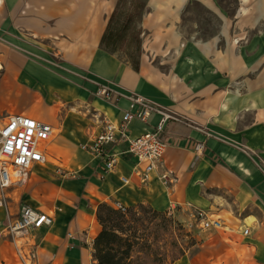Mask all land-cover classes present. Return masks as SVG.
<instances>
[{"label": "crops", "instance_id": "obj_1", "mask_svg": "<svg viewBox=\"0 0 264 264\" xmlns=\"http://www.w3.org/2000/svg\"><path fill=\"white\" fill-rule=\"evenodd\" d=\"M118 1L47 0L46 5L34 3L33 8L25 9L15 23L40 38L59 37L56 54L71 71L88 74L93 95L106 86L118 96L113 101L94 96L93 105H99L97 119H86L90 123L83 144L96 137L104 119L120 121L129 107L127 97L132 94L186 117L194 127L176 124L165 133L169 145L165 167L174 173L176 182L167 187L156 173L149 183H142L135 160L121 162L103 178L100 162L82 150L86 154L82 158L88 161L81 168L76 165L79 168L68 169L77 174L76 178L60 177L55 165L47 170L36 165L30 179L10 187L7 208L0 207V264H99L94 242L102 231L97 213L103 203L113 207L120 203L127 208L150 206L186 223L193 219L192 208L200 210L209 219H219L231 240L242 241L239 252L243 248L248 251L253 264H264V172L255 159L256 154L264 159V0H240L237 16L255 17L248 25L239 22L241 31L257 33L248 46L227 31L222 40L190 41L184 46L188 55L163 58L170 64L167 71L155 66L150 58H143L139 72L101 48ZM166 1H148L142 26L148 31L174 33L177 39V25L169 17L182 16L187 0ZM149 15L159 17L154 30ZM1 20L0 30L6 32ZM5 43L11 44L7 40ZM172 47L182 50L177 43ZM29 67L28 72L35 69L38 75L10 72L2 76L3 84L9 79L16 90L17 78H27L34 84L48 78ZM42 85L37 91L50 89L54 94L55 88L46 82ZM3 88L5 91L8 86L4 84ZM28 116L52 123L55 129V118L44 111ZM74 116L63 123L67 131L74 130ZM156 121V117L152 119ZM147 129L144 123L133 121L130 137H138ZM197 141L204 142L206 150L193 166V145ZM24 204L49 215L52 225L24 233L10 232L9 226ZM246 229L250 231L248 236L244 235ZM173 264H185V259Z\"/></svg>", "mask_w": 264, "mask_h": 264}, {"label": "rangeland", "instance_id": "obj_2", "mask_svg": "<svg viewBox=\"0 0 264 264\" xmlns=\"http://www.w3.org/2000/svg\"><path fill=\"white\" fill-rule=\"evenodd\" d=\"M148 1L123 0L116 27L127 25V14H133L135 20L130 25L128 37L120 43V47L123 49L131 44L129 55H132L133 61L140 60L141 62L143 58H150L155 66L161 67L164 71L169 69L170 64L165 62L163 58L168 57L169 60H172L173 56L188 55L190 52L186 51L184 46L190 45V41L222 40V35L229 31L234 39H242L245 45L248 46L250 40L254 41L257 35L254 31L243 32L239 29V22L248 25L255 20V17L251 15L242 18L237 16L240 0H187L182 5V16L169 17L177 25L179 33L177 39H175L174 33L148 31L142 26L144 17L148 12ZM45 2L47 3V0H0V13L2 14L0 19H2L1 21L6 29V32L0 30V116L5 118L8 114L34 115L39 111H44L53 116L56 120L55 130H61L62 132L56 133L54 131V136L48 144L50 148L49 162L37 168L47 170L55 165L73 169L76 165L80 167L83 162L88 161L82 158V155L86 156V154L81 151V145L83 140L86 139V127L90 123L86 119L93 118L94 121L97 119L99 105L97 103L93 105V102L95 100L94 96H98V89L95 91L96 94L93 95L92 88L89 87L88 74L71 71L61 56L56 54L55 45L59 37L52 38V35H47V38H40L32 32L21 30L20 26H16L15 20L22 18L20 17L21 12L27 8H33L34 3L41 6ZM143 4H146L145 11L142 9ZM157 18L159 17L149 15L150 26L153 30L154 27H158L156 24L158 22ZM137 33L141 34L140 50H137L138 43L135 37ZM5 40L11 42V44L5 43ZM176 43L182 47V50L172 47ZM220 50H222V47H220ZM119 58L129 60V57L123 52L119 53ZM27 66L39 69L48 78L34 84L31 81L29 82L27 78L20 77L16 79V90H14V84H9L4 91L2 76L10 72H16L20 76L27 75L29 73L27 69L31 68H26ZM42 82H46L48 86L55 88L53 95L50 93V89L37 91L39 86H43ZM21 84L23 87H20ZM74 89L77 92L80 91V94L74 93L72 95L71 92ZM24 91L28 94L24 95ZM71 115H75L72 117L74 118V126L72 127L74 130L67 131V128H63V123ZM255 156L257 165L264 172V159L260 155L256 154ZM65 158L66 161H63ZM33 170L35 168L30 171L29 177ZM17 183L20 182L15 176L12 185ZM9 189L6 190L7 205L4 208H7L8 203L11 201V196L8 194ZM190 211L194 212L195 210L192 208ZM164 214L175 222L172 223L171 229L178 246L182 247L185 252L183 257L185 264H190V262L192 264H253V258L247 255L248 251L244 252L243 248L239 252L242 241L240 239L231 240V235L226 234L227 229L204 230L200 223L194 219L186 223L181 222L173 214L166 212ZM158 224L167 225L168 223H165L164 218L160 217ZM168 235V231H166L165 238L161 239V245L164 244L163 246H165L168 243ZM193 241H196L197 244L193 245Z\"/></svg>", "mask_w": 264, "mask_h": 264}, {"label": "built area", "instance_id": "obj_3", "mask_svg": "<svg viewBox=\"0 0 264 264\" xmlns=\"http://www.w3.org/2000/svg\"><path fill=\"white\" fill-rule=\"evenodd\" d=\"M98 95L107 101L118 98L106 86L98 89ZM127 99L129 107L120 121L108 119L101 121L96 137L82 144L81 150L100 162V175L103 178L114 172L121 162L135 160L137 175L142 183H149L152 176L157 173L165 186L174 185L176 177L165 167L164 159L169 147L165 133L176 124L194 126L186 117L156 105L140 95L132 94ZM155 117L157 121L153 123L152 119ZM133 121L148 126L143 134L135 138L130 137L129 133ZM54 131L51 124L26 114H8L5 118L0 116V207L4 208L7 205L6 190L13 184L15 176L18 182H24L29 179V173L34 166L49 162L48 144L54 136ZM204 132L208 135L206 131ZM121 146L125 147L122 149ZM193 150L195 166L204 156L206 145L197 141L193 145ZM56 173L63 178L77 177V174L62 166L57 167ZM123 182L128 183V180L123 178ZM114 207L123 212H126L127 208L120 203H116ZM192 218L199 222L204 230H220L224 226L219 219H209L207 214L200 210L192 211ZM52 223L53 219L49 215L24 204L18 217L11 222L9 231L24 233L42 229ZM249 233L248 229L244 231L246 236Z\"/></svg>", "mask_w": 264, "mask_h": 264}, {"label": "trees", "instance_id": "obj_4", "mask_svg": "<svg viewBox=\"0 0 264 264\" xmlns=\"http://www.w3.org/2000/svg\"><path fill=\"white\" fill-rule=\"evenodd\" d=\"M122 3L123 0L118 1L109 20L101 48L118 57L120 52L125 53L129 57L127 62L139 72L140 60L133 61L132 55H129L131 44L123 49L120 47V43L128 37L130 25L135 20L133 14H127V25L116 27ZM142 9L146 10V4L142 5ZM140 35L137 33L135 36L137 50H140ZM97 215L102 226V231L94 242L95 259L99 264H173L185 255L172 232L171 225L175 223L173 219L167 218L166 214L150 206L138 205L126 208V212H123L103 203L99 206ZM160 217L168 224L159 225ZM166 231L169 239L163 246L160 242L165 238ZM196 244V241H193V245Z\"/></svg>", "mask_w": 264, "mask_h": 264}, {"label": "bare ground", "instance_id": "obj_5", "mask_svg": "<svg viewBox=\"0 0 264 264\" xmlns=\"http://www.w3.org/2000/svg\"><path fill=\"white\" fill-rule=\"evenodd\" d=\"M0 68H1V65H0ZM29 72L32 73L33 75H38V74H36L35 69L29 70ZM4 84H5L6 86L9 85V84H10V83H9V79L5 80V81H4ZM55 132H56V133H60L61 131H60V130H55Z\"/></svg>", "mask_w": 264, "mask_h": 264}]
</instances>
